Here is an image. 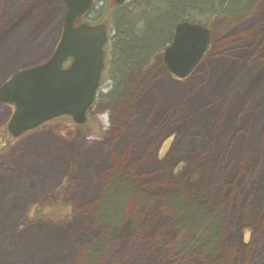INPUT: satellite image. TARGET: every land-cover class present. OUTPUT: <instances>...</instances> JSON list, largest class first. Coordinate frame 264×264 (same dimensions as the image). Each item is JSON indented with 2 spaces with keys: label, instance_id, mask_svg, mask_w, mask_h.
I'll use <instances>...</instances> for the list:
<instances>
[{
  "label": "rangeland",
  "instance_id": "obj_1",
  "mask_svg": "<svg viewBox=\"0 0 264 264\" xmlns=\"http://www.w3.org/2000/svg\"><path fill=\"white\" fill-rule=\"evenodd\" d=\"M152 1L130 0L122 8L107 1L99 11L109 31L107 68L85 125L60 118L7 138L3 129L13 109L0 104V246H5L0 264H264V214L246 221L240 213L264 198V0L253 16L238 22L258 0H230L215 16L206 3L187 7V17L209 24L212 32L196 70L182 81L158 63L145 72L164 40L159 41L132 72L139 82L131 78L110 102L126 21L152 12ZM65 13L59 0H0V86L50 59ZM121 162L122 176L157 199L133 201L126 199L128 189L115 190L113 212L125 213L119 233L108 238L96 218L103 215L108 185L99 170ZM178 185L189 202L191 192L211 189L221 195V201L213 197L219 220L227 222L221 255L205 260L191 256L189 248L181 255L172 252L178 239H195L188 229L204 226L172 221L168 201L181 190ZM132 223L140 227L134 235ZM97 241L103 246L98 257L91 250Z\"/></svg>",
  "mask_w": 264,
  "mask_h": 264
},
{
  "label": "water",
  "instance_id": "obj_2",
  "mask_svg": "<svg viewBox=\"0 0 264 264\" xmlns=\"http://www.w3.org/2000/svg\"><path fill=\"white\" fill-rule=\"evenodd\" d=\"M61 1L67 12L61 39L50 59L16 72L0 87V104L14 107L8 123L14 139L64 116L83 125L95 101L105 69L106 26H75L93 0ZM116 1L121 4L125 0ZM211 37V30L202 25L179 24L163 57L169 73L179 80L189 77L204 58Z\"/></svg>",
  "mask_w": 264,
  "mask_h": 264
},
{
  "label": "trees",
  "instance_id": "obj_3",
  "mask_svg": "<svg viewBox=\"0 0 264 264\" xmlns=\"http://www.w3.org/2000/svg\"><path fill=\"white\" fill-rule=\"evenodd\" d=\"M154 1V2H153ZM149 5L154 6V9L152 12L144 14L140 16L139 18L134 17L131 20H127L126 23L129 25V30L126 32H123V42H121V48H120V56H119V64H117L118 68L115 71L117 80V86L113 92V96L116 94L120 96V92H122L123 87L127 84V82L131 79L132 72L135 68H137L140 63L145 60L146 56L148 55V51L150 48L153 47V45L159 41H163L166 38H168V30L171 22L173 19L177 16H183L184 14L187 15L188 13L185 12V9L189 6L198 4H207L208 0H153ZM206 1V2H205ZM239 1L235 0L234 2ZM196 2V3H195ZM233 2V3H234ZM261 0H258L254 6V10L251 11L250 14L247 16H244L237 20L240 21L245 18H249L250 16H253L256 8L260 4ZM232 3V4H233ZM211 7L210 5H208ZM182 10V11H181ZM222 12H224V5L219 4L217 8L212 9L213 16L220 15ZM189 18V17H188ZM263 18H260L262 20ZM258 20V21H260ZM126 23L123 22L124 25ZM234 23V22H233ZM141 25L142 27H137ZM141 28V29H140ZM172 34V33H171ZM171 34L169 36V39L171 38ZM147 54V55H145ZM132 83H137L135 81H132ZM131 89V88H129ZM124 91V90H123ZM122 95V94H121ZM105 99V96H102L101 99ZM98 99V94L96 96V101ZM113 98H110V100ZM224 98V102H225ZM222 101V99L219 100L217 98V102ZM206 107H211L210 104ZM204 110V108H203ZM208 121V120H207ZM203 140H205L210 133L207 131L206 134H204ZM3 136L7 138H11L7 127L3 129ZM200 140V136H194V139ZM195 141V140H194ZM116 163V165H113L109 167V169L105 168L107 165L100 166L99 171H103L105 174V180H108V185L106 189L104 190V200L102 202L101 207L105 206V209L102 208L103 215L101 217H96L97 222L100 223L99 231L103 235V233H107L108 238L113 236L115 237V231L119 233L120 227L123 224V218L120 217L121 211L124 209H120L117 213V215L113 212L116 208V202L114 200L115 198V190L120 188H126L128 189L127 197L126 199H132L133 201H148L153 202L157 198L152 196H147L146 192H143V190H140V187L137 185L138 182L135 180H131V178L123 177L122 176V169L126 166V164H123V162ZM109 165V164H108ZM134 171L131 169V172ZM241 180L240 177H237V182ZM104 179V178H103ZM130 182H132L134 185L130 189L131 186H129ZM141 182H144L141 180ZM146 184V183H144ZM116 185V188L114 189L113 186ZM147 186H150V184H147ZM216 186V185H215ZM179 190L175 195L171 196L170 200L168 201L170 203V207L173 209L172 221H176L179 225L182 227H186L188 225H191L192 227H197L202 221L204 223V226H202L200 229L197 227L195 230L194 228L188 229L189 232H193L195 239L189 240L186 238H182V240H177L175 243H173V250L172 252H176L179 255L184 252L185 248L186 250L189 248V252L191 256H199L200 258H205V260L210 259L211 255H221L223 251H225L224 247V229L226 226L225 220H219V217L216 214V209H214L216 206H214V199L220 200L221 195L214 191L209 189L207 192L205 190L197 191L195 193L191 192L189 196L192 197L191 202L188 200V194H186L184 191H186L185 188H182L183 186H176ZM220 187V186H219ZM148 189H153V187H149ZM213 189V188H212ZM220 189H223L222 187ZM215 192L217 194H215ZM238 198V197H237ZM116 199V198H115ZM203 200L202 202L205 204H211V208L206 207L205 204H200L199 202ZM221 201V200H220ZM168 204V203H167ZM250 204V203H249ZM248 204V205H249ZM256 207L249 208L245 207L242 210H240V213L242 216L247 217L245 219L246 221L251 219H258V216L260 213L264 214V198L260 203H255ZM252 206V204L250 205ZM239 213V215H240ZM59 214V213H58ZM55 215L59 217V215ZM257 216V217H256ZM242 217V218H244ZM249 217V218H248ZM203 218V219H200ZM137 221V220H136ZM135 221V223H136ZM204 228L201 232L200 230ZM140 230V227L138 224L132 223L130 227L131 234H136ZM186 231V230H185ZM183 231V232H185ZM110 234V235H109ZM193 237V238H194ZM2 240V239H0ZM184 240V241H183ZM4 241L2 240L3 243ZM0 248H4L5 246H0ZM12 248L19 249V246H14ZM183 248V249H182ZM92 252L98 257L101 252L103 251V246L100 241H97V243H92L91 246ZM185 250V251H186ZM215 252V253H214ZM5 254L2 251H0V254ZM224 253V252H223ZM87 260V258H86ZM89 264V263H88ZM211 264H218V263H211Z\"/></svg>",
  "mask_w": 264,
  "mask_h": 264
},
{
  "label": "flooded vegetation",
  "instance_id": "obj_4",
  "mask_svg": "<svg viewBox=\"0 0 264 264\" xmlns=\"http://www.w3.org/2000/svg\"><path fill=\"white\" fill-rule=\"evenodd\" d=\"M59 1H61V0H59ZM107 1H109V3H111V4H113L114 6H116L117 8H122V7H124L125 6V4L126 3H128L130 0H125V1H123L121 4H118L117 3V1L116 0H93V5L91 6V8L81 17V18H79L77 21H76V23H75V26H78V25H80V24H82V23H86V24H88V25H91V26H96V25H101V24H103V25H105L106 26V30H107V33H108V37H107V43H106V46H105V52H106V47H107V45L109 44V31H108V27H107V24L105 23V22H101L100 21V18H101V13H99V11L100 10H103L104 8H105V6H106V4H107ZM230 0H208V4L211 6V8H217V6L221 3V4H223L224 6L226 5V4H228V2H229ZM231 1H234V0H231ZM62 2V1H61ZM63 3V2H62ZM64 4V3H63ZM65 5V4H64ZM232 5V4H231ZM230 5V6H231ZM100 7L99 9L97 8V7ZM66 7V6H65ZM66 12H67V8H66ZM225 12V11H224ZM65 15H66V13H65ZM65 18V17H64ZM184 22H188V23H190V24H196V25H202V26H204L205 28H208V29H210V27H209V24H207V25H205L203 22H199V21H193L190 17L188 18L187 17V15H183V16H177V17H175L174 19H173V21L171 22V24H170V26H169V29L170 30H168V35L170 36V34H171V38L169 39V36H168V38H166L162 43H161V45L159 46V47H157V48H155L153 51H152V53H151V55H150V57H149V61L146 63V69L144 70L145 72L146 71H148V69H150V68H152V67H154L155 65H157V63L158 64H160V65H162L164 68H166L167 69V71H168V74H169V76L173 79V80H177V81H182V80H179V79H177L176 77H174V76H172L170 73H169V70H168V67H167V65H166V63H165V61H164V53H165V51L172 45V43H173V41H174V37H175V33H176V28H177V26L179 25V24H181V23H184ZM121 23H123V21H121ZM211 30V29H210ZM211 35H212V32H211ZM211 39H212V37H211ZM210 45H211V42H210ZM210 45H209V48H210ZM209 48H208V50H209ZM207 53H208V51H207ZM207 53L205 54V56L207 55ZM203 60V59H202ZM202 62V61H201ZM200 62V63H201ZM200 63H199V65H200ZM68 65V63L65 65V66H67ZM198 65V66H199ZM197 66V67H198ZM196 67V68H197ZM106 68H107V57L105 58V69H104V71H103V73H102V77H101V82H100V88L102 87V85H103V82H104V79H103V76H104V74H105V71H106ZM196 68H195V70H196ZM131 78H132V76H131ZM131 81H135V82H139V81H137V79L136 78H132V80ZM116 82H119V80L118 81H116ZM129 82H130V80H129ZM129 88H131L130 90L131 91H133V85H131L130 84V86H129ZM130 92V91H129ZM119 95V94H118ZM117 95V92H116V94L113 96V93L110 95V97L111 98H113V99H111L110 100V102H114V101H116V99H117V97H119ZM107 97L108 96H105V99H107ZM115 97V98H114ZM94 106H95V103H94V105H93V107L89 110V112H88V115H87V118H88V120H89V116H90V114H91V111H92V109L94 108ZM71 119V118H70ZM72 120V119H71ZM88 120H87V122H88ZM73 121V120H72ZM77 126H79V125H77Z\"/></svg>",
  "mask_w": 264,
  "mask_h": 264
},
{
  "label": "bare ground",
  "instance_id": "obj_5",
  "mask_svg": "<svg viewBox=\"0 0 264 264\" xmlns=\"http://www.w3.org/2000/svg\"><path fill=\"white\" fill-rule=\"evenodd\" d=\"M2 85H3V84H2ZM2 85H1V86H2ZM1 86H0V87H1Z\"/></svg>",
  "mask_w": 264,
  "mask_h": 264
}]
</instances>
